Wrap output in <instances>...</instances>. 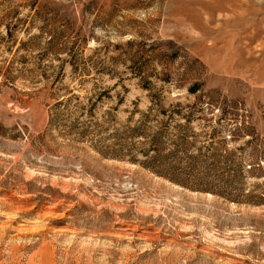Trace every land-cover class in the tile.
Here are the masks:
<instances>
[{"label": "rangeland", "instance_id": "374dc122", "mask_svg": "<svg viewBox=\"0 0 264 264\" xmlns=\"http://www.w3.org/2000/svg\"><path fill=\"white\" fill-rule=\"evenodd\" d=\"M0 264H264V0H0Z\"/></svg>", "mask_w": 264, "mask_h": 264}]
</instances>
